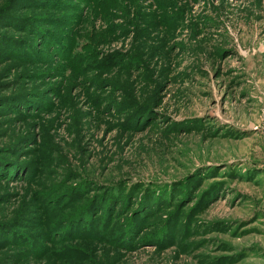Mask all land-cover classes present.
Listing matches in <instances>:
<instances>
[{
    "label": "rangeland",
    "instance_id": "rangeland-1",
    "mask_svg": "<svg viewBox=\"0 0 264 264\" xmlns=\"http://www.w3.org/2000/svg\"><path fill=\"white\" fill-rule=\"evenodd\" d=\"M0 264H264V0H0Z\"/></svg>",
    "mask_w": 264,
    "mask_h": 264
}]
</instances>
